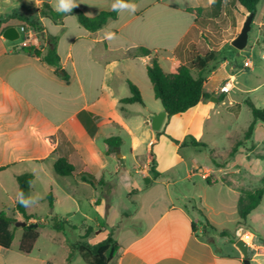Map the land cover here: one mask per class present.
<instances>
[{
	"label": "crops",
	"instance_id": "0c3cea01",
	"mask_svg": "<svg viewBox=\"0 0 264 264\" xmlns=\"http://www.w3.org/2000/svg\"><path fill=\"white\" fill-rule=\"evenodd\" d=\"M17 1H33L35 7L31 11L25 8L4 14L0 19L15 14L29 18L40 16L44 3H48L55 11L75 6L87 16L95 17L103 10H112L118 2ZM197 1L131 0L119 10L116 19L109 20L103 28L94 32L81 26L77 17L72 14L65 15L58 22L49 17H41L43 36H37L35 48L45 55L49 47V41L45 37L56 38L60 69L66 73L67 78L56 67L45 63L42 55L38 57L27 53L21 45L4 39L0 29V192L3 194V198H0V213L24 221L15 211L19 192L17 177L31 173L34 180H56L55 176L60 175L56 174L54 164L62 157L79 173H88L97 180H102L103 184L100 186L104 185L107 177L121 174L131 161L135 169L131 174L141 173L155 187L165 185L168 188L170 183L166 184L162 180L160 159L155 157L156 172L147 173L156 138H171L177 149L184 148L181 143L187 136L197 139L202 126L199 117L211 106L213 96L220 95L221 88H207L208 76L204 90L209 96L203 97L195 108L183 114L169 117L166 113L160 130L155 131L150 121L153 115L164 109L155 98L147 66L157 57L163 70L173 73L180 65H189L199 56L202 57L192 50V43L187 44L186 40L197 27L198 9L210 7L214 0H209L208 4L202 6ZM142 48L149 49L152 53L143 55ZM222 50L227 55L233 52L229 45ZM220 63L218 65L227 73L229 67L231 71L235 66L230 65L226 58ZM217 70H213L210 76ZM229 77L233 79L234 76L230 74ZM129 81L139 88L143 105L121 104V100L131 96ZM187 114L190 115L185 121V128L180 138H176L173 118ZM205 119H210L209 112ZM110 136L122 138L119 153L107 154L104 141ZM146 142L148 155L144 157L140 154V149ZM125 146L129 148V156L124 150ZM192 169L188 177L196 174L206 180L212 177L213 169L210 166L201 167L196 161ZM61 177L69 182L68 189H46L49 191L47 198L49 194L53 195V211L35 212L31 210L29 203L26 206L27 214L35 215L44 223L43 227L51 225L49 219L52 214L71 222L72 215L69 213L74 210L88 219V215L82 212L86 198L92 207L103 212L104 221L97 220L95 226L105 224L104 230L119 244L118 253L110 264L244 262L243 255L235 244L239 240H231L232 247H228L226 241L229 238L223 236L222 231L204 216L203 210L207 204L202 193H206L207 189H200L201 196L196 201L191 194L179 189L142 187L129 193L126 205L116 209L112 192L108 191L107 197H101L100 194L102 192L104 195L105 189H77L78 186L90 184L83 182L79 176ZM7 181L12 182V189L6 186ZM59 203L66 214L56 212ZM48 208L50 209L49 204ZM30 222L36 223L37 220L32 219ZM203 225H209L212 229L211 241L205 238L201 230ZM43 227L38 229L37 242L41 238ZM88 229L82 235L86 236L85 239L88 238ZM13 232L11 248L0 247V264H30L32 252L25 254L19 250L23 228L14 225ZM242 238L248 242V254L250 249L260 246L255 245V238L250 232H246ZM258 256L260 255L255 253L249 258L251 264L257 261ZM68 259L69 255L64 264L68 263ZM40 263L49 264L47 259H42Z\"/></svg>",
	"mask_w": 264,
	"mask_h": 264
},
{
	"label": "rangeland",
	"instance_id": "374dc122",
	"mask_svg": "<svg viewBox=\"0 0 264 264\" xmlns=\"http://www.w3.org/2000/svg\"><path fill=\"white\" fill-rule=\"evenodd\" d=\"M208 1L197 2L202 6L208 4ZM34 7L33 1L0 2V17L25 8L31 11ZM201 12L203 14L197 27L191 32L186 43L191 42L192 50L202 57L214 52L219 63L226 58L230 61V65H235L231 71L229 67L227 73L220 67V63L215 74L210 76L211 71L207 75L209 76L207 88H222L225 81L230 80L233 88L227 93L219 91V96H213L211 106L199 117L202 126L197 140L205 143L206 146H186L177 149L176 143L171 138H156L152 160L155 157L161 160L162 180L166 181V184L170 183L168 188L165 185L155 187V184L147 183L141 173L131 174L135 169L129 161L127 169H123L119 175L107 177L103 186L94 188L86 184L78 186L77 189H105L104 195L101 192V197H107L108 191L112 192L116 209L126 205L129 201V193L142 187L179 189L191 194L196 201L201 196L200 189H207L206 193H202L207 204L206 209L203 210L204 216L209 218L219 231L227 233L229 240L226 241V245L230 247L234 241L242 240V236L250 232L255 238V245L264 246V196L262 203L251 212L246 221L242 220L240 214L241 201H247L248 196L264 184V122H255L251 138L246 139V133L253 122L252 110L248 104L253 103L257 108H264V0H261L257 6V13L248 34L247 46L242 51L235 49L228 55L222 49L231 45L240 34L249 13L236 0H223L220 7L211 5L202 8ZM23 39L24 35L13 43L20 45ZM246 62H250L248 67L245 65ZM230 74L234 76L233 79L229 77ZM207 112L210 114L208 120L205 119ZM189 115L173 118L176 138H180ZM238 143L240 144L237 146ZM146 144L147 142L140 149V154L144 157L148 155ZM124 150L129 156L128 146H125ZM196 161L201 167H212V177L209 181L202 179L198 174L188 177ZM148 172H153L152 162ZM55 177L56 180L49 178L34 180L31 185V210L39 213L52 211L48 208L49 191L46 189H68L69 184L66 178ZM6 186L12 189L13 184L7 181ZM0 198H3L1 192ZM82 208L88 219H84L75 210L69 213L72 215L70 223L77 227L76 230L66 228L65 233H62L53 230L51 225L41 229V238L32 251L30 264H41L42 259H47L49 264H64L68 255H71V258L68 259L67 264H86L78 252L71 250V246L78 243L80 237L90 227L92 228L87 234L88 238L83 240L90 245L104 241L109 232L104 230L105 224L95 226L97 220L104 221L102 210L92 207L86 198ZM56 212L67 213L60 203ZM201 230L207 240L213 239V231L209 225H203ZM13 250L15 251V248ZM255 253L254 249H250L249 258L251 259ZM254 264H264V255L258 256Z\"/></svg>",
	"mask_w": 264,
	"mask_h": 264
},
{
	"label": "trees",
	"instance_id": "16d2710c",
	"mask_svg": "<svg viewBox=\"0 0 264 264\" xmlns=\"http://www.w3.org/2000/svg\"><path fill=\"white\" fill-rule=\"evenodd\" d=\"M248 13H257V6L261 0H236ZM131 0H118L115 7L108 11L103 10L97 16H87L81 9L75 6H68L59 11L53 10L48 3H44L40 16H34L29 18L27 16L12 15L5 19H0V29L3 31L10 26H26L35 31L37 36H43V26L41 17H49L52 20L58 22L63 19L67 14H72L77 17L81 26L89 31H97L103 28L109 20L117 18L119 10L128 5ZM223 0H214L213 5L220 7ZM119 4V6H117ZM202 9H198L199 19L201 18ZM49 41L48 51L45 55L35 48V46H26L22 49L30 54H34L38 57L42 55V59L48 65L57 68L59 73L64 78L68 76L64 71L60 69V57L57 53V39L53 37H45ZM229 47L234 51L235 48L232 45ZM141 53L143 55H150L152 52L149 49L142 48ZM237 53V51H236ZM219 59L214 52L208 53L206 56H199L193 60L189 65H180L175 72L168 73L163 70L157 57L153 58L150 65L147 66V74L153 85L154 95L157 100L161 102L164 111L169 117L183 114L188 110L195 108L203 97L208 96L204 90V84L207 79V75L217 68ZM131 96L121 100V104L139 103L144 104L143 97L139 88L132 82H128ZM248 106L252 110L253 122L250 125L246 139L251 138L254 131L255 122H264V108H257L253 103H249ZM123 141L120 136H110L105 139L104 144L107 149V154L112 155L120 152V147ZM240 143L237 144V146ZM183 147L186 146H206L205 143L198 141L193 136H187L181 143ZM236 151V147L233 149ZM156 161L152 160V171H155ZM54 170L56 174L60 176H79L83 182L90 184L93 187H97L103 184L102 180H97L95 176L88 173H79L77 169L68 162L65 157L59 158L54 164ZM34 180V176L31 173H25L17 177L19 192L17 196V202L15 211L18 212L23 220L28 223V226L24 227V234L21 239L19 250L25 254H30L39 238L38 229L44 226V223L39 221L35 215L27 214L26 205L22 203V200H30L31 184ZM209 181L210 179L207 178ZM264 196V184L255 189L254 193L248 196L247 201H241L240 214L242 220L246 221L247 217L255 210L261 203ZM49 207L53 211V195H48ZM36 219L38 227L31 226L33 223L30 220ZM51 226L54 230L62 232L66 228L76 230L77 227L73 226L69 221L61 219L56 215H52L49 219ZM18 220L9 215L0 213V247L4 249H10L14 240L13 226ZM91 228L88 229L89 233ZM223 236H227L226 232H222ZM86 236L80 237L81 240L75 245L71 246V250L79 253L81 258L86 264H110L116 257L119 244L112 235H109L104 241L97 245H90L83 241ZM71 255H69V259Z\"/></svg>",
	"mask_w": 264,
	"mask_h": 264
},
{
	"label": "water",
	"instance_id": "95a60500",
	"mask_svg": "<svg viewBox=\"0 0 264 264\" xmlns=\"http://www.w3.org/2000/svg\"><path fill=\"white\" fill-rule=\"evenodd\" d=\"M254 17H255L254 13H249L240 34L231 43V45L235 49H237L238 51H242L247 46L248 34H249L250 29H251ZM2 36L4 39L11 41V42L19 40L20 39V33L18 30V27L10 26V27L6 28L3 31ZM165 117H166L165 111H162L158 114L153 115V117L150 121L153 130H155V131L160 130V128H161V126L165 120ZM146 182L149 183L150 182L149 179H146ZM15 226L24 228V227L28 226V223L25 221H18L15 223ZM31 226L37 228L38 223H33ZM236 246L238 247V249L241 251V253L243 255L244 263L250 264L249 254H248V244L244 240H239L236 243Z\"/></svg>",
	"mask_w": 264,
	"mask_h": 264
},
{
	"label": "built area",
	"instance_id": "2783aa9c",
	"mask_svg": "<svg viewBox=\"0 0 264 264\" xmlns=\"http://www.w3.org/2000/svg\"><path fill=\"white\" fill-rule=\"evenodd\" d=\"M20 33V38L22 35H24L23 42L20 44L21 47L26 46H35L38 43V37L35 31L31 28H28L26 26H21L18 28ZM245 65L248 67L250 65V62H246ZM233 88V83L230 81H227L221 88L222 93H227ZM253 249L256 251L257 255H264V246H256L253 247Z\"/></svg>",
	"mask_w": 264,
	"mask_h": 264
},
{
	"label": "clouds",
	"instance_id": "9594fccd",
	"mask_svg": "<svg viewBox=\"0 0 264 264\" xmlns=\"http://www.w3.org/2000/svg\"><path fill=\"white\" fill-rule=\"evenodd\" d=\"M22 203H24L26 206L30 203L28 200H22Z\"/></svg>",
	"mask_w": 264,
	"mask_h": 264
},
{
	"label": "snow or ice",
	"instance_id": "6c2138e0",
	"mask_svg": "<svg viewBox=\"0 0 264 264\" xmlns=\"http://www.w3.org/2000/svg\"><path fill=\"white\" fill-rule=\"evenodd\" d=\"M117 6H119V4Z\"/></svg>",
	"mask_w": 264,
	"mask_h": 264
}]
</instances>
